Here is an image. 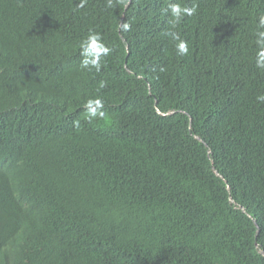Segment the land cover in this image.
Masks as SVG:
<instances>
[{"label": "trees", "instance_id": "obj_1", "mask_svg": "<svg viewBox=\"0 0 264 264\" xmlns=\"http://www.w3.org/2000/svg\"><path fill=\"white\" fill-rule=\"evenodd\" d=\"M80 3L0 0V264H264V0Z\"/></svg>", "mask_w": 264, "mask_h": 264}, {"label": "clouds", "instance_id": "obj_2", "mask_svg": "<svg viewBox=\"0 0 264 264\" xmlns=\"http://www.w3.org/2000/svg\"><path fill=\"white\" fill-rule=\"evenodd\" d=\"M117 2L126 5L128 0H117ZM111 6L112 0H110L109 3V7ZM78 7H84V0H81V3L78 5ZM197 7L198 6L196 4H193L191 7L181 6L179 3H172L169 5V10L171 13L170 30L166 31L165 35L171 40L177 41L175 47L179 55H187L189 48L187 42L182 40L179 33L174 31V29L184 17L194 15L197 11ZM120 27L122 31H128L130 30L131 26L125 22L122 23ZM256 36L257 39L255 43L258 47L256 54V67L258 69L264 70V15L259 16ZM81 49H84L81 54L85 55L86 57L82 62L81 67L89 70L95 68L96 71L101 69L102 58L107 57L111 52V49L103 42L101 34L92 30L89 31L87 38L82 42ZM104 86V82H101L100 87ZM257 100L261 103H264V95L258 96ZM85 107L89 110V120L96 117H99L100 119L105 118L104 111L99 113L97 111L98 109L103 108V102L101 99L96 98L94 100H89L86 102Z\"/></svg>", "mask_w": 264, "mask_h": 264}]
</instances>
